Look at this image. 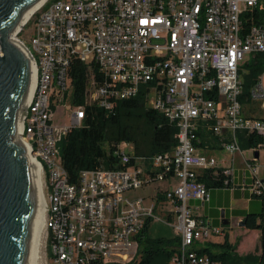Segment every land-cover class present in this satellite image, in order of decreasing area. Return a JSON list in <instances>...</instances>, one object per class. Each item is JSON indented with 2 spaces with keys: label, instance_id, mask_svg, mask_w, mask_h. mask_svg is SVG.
Here are the masks:
<instances>
[{
  "label": "built area",
  "instance_id": "2783aa9c",
  "mask_svg": "<svg viewBox=\"0 0 264 264\" xmlns=\"http://www.w3.org/2000/svg\"><path fill=\"white\" fill-rule=\"evenodd\" d=\"M257 9H264V0H46L32 14L30 46L18 40L34 60L36 84L18 135L39 165L46 264L130 261L146 224L159 218L145 198L127 194L170 177L177 184L164 198L173 206L179 237L170 263L222 264L198 252L222 228L195 216L189 202L209 201L198 170L218 165L199 152L201 131L232 157L243 156L241 139L250 136L260 139L249 149L250 161L264 151V24L248 27L243 18ZM256 54L262 71L244 94L246 57ZM73 60L88 66V104L111 110L142 92L147 107L176 126L175 146L152 156L149 171L143 159L130 164L131 152L121 151L129 145L122 143L120 168L83 170L76 184L69 183L58 143L81 125L84 106L66 105L70 121L64 125L53 123V110L72 88ZM246 165L253 177L248 190L264 201V165ZM222 172L229 185L232 168Z\"/></svg>",
  "mask_w": 264,
  "mask_h": 264
},
{
  "label": "trees",
  "instance_id": "16d2710c",
  "mask_svg": "<svg viewBox=\"0 0 264 264\" xmlns=\"http://www.w3.org/2000/svg\"><path fill=\"white\" fill-rule=\"evenodd\" d=\"M243 18L248 27L252 24H264V9H257L252 15L246 14ZM262 66L259 54L245 64L247 70L243 75L244 94L261 73ZM92 72L95 81L99 83L101 77L96 68H92ZM68 74L72 84V105L84 106L81 125L71 128L58 143L69 183L76 184L83 170L120 168L121 153L118 150L122 143L131 146V165L137 159H143L150 165L152 156L168 152L175 146L176 126L159 112L147 107L142 92L134 98L117 101L111 110H105L95 103H87L89 71L86 64L73 60ZM259 142L258 137L250 136L241 139L240 145L243 149H250L256 148ZM226 179L222 169L218 168L204 170L198 177L208 189L228 186L224 184ZM242 222L247 229L260 231L259 253L238 256L226 237L223 243L212 244L198 252L208 254L222 264H264V214H249ZM149 227L150 223H147L137 238V257L120 264H170L179 244V237L175 235L172 238L153 239L148 237Z\"/></svg>",
  "mask_w": 264,
  "mask_h": 264
},
{
  "label": "water",
  "instance_id": "95a60500",
  "mask_svg": "<svg viewBox=\"0 0 264 264\" xmlns=\"http://www.w3.org/2000/svg\"><path fill=\"white\" fill-rule=\"evenodd\" d=\"M41 1L0 0V264H36L43 222L39 165L29 154L30 144L16 134L36 68L28 50L10 38Z\"/></svg>",
  "mask_w": 264,
  "mask_h": 264
},
{
  "label": "crops",
  "instance_id": "0c3cea01",
  "mask_svg": "<svg viewBox=\"0 0 264 264\" xmlns=\"http://www.w3.org/2000/svg\"><path fill=\"white\" fill-rule=\"evenodd\" d=\"M199 139L200 143H198L197 146L202 155L213 157L211 151L214 149H220L218 146V140L208 132L201 131ZM241 149L243 151V156L235 154L233 157H224L220 164L218 163L217 165L218 169L232 168L233 173L229 179V185L225 187L209 188L210 199L208 202L203 204L200 200H191L189 205L195 216H200L206 219L214 227L223 228V236L226 237L228 242L232 245L233 252L239 256H244L247 254L259 253L260 231L256 229H247L242 221L249 214H264V202L253 197L248 190V186L252 183L253 177L251 170L248 169L246 163H251L252 166L260 168L264 164L263 162L260 163V153L255 155L256 161L253 163L250 161L252 153L250 157H245V152L250 150L243 149L242 147ZM140 165H142L145 170L150 167V165L145 162H140ZM198 172L201 174L203 171L198 170ZM260 173H263L261 169ZM176 184L177 180L172 177L165 181L151 184L154 185L153 193L150 196L152 201L151 205L154 206L155 214L159 220L165 224L172 222L175 213L173 206L164 198V193L167 190L172 189ZM234 228L239 229L235 236L236 240L231 242L229 240L228 230H233ZM239 236L241 238L238 240ZM207 243L212 245L221 244L223 242L211 243L207 240L204 243L199 244V248L209 247L206 246Z\"/></svg>",
  "mask_w": 264,
  "mask_h": 264
},
{
  "label": "rangeland",
  "instance_id": "374dc122",
  "mask_svg": "<svg viewBox=\"0 0 264 264\" xmlns=\"http://www.w3.org/2000/svg\"><path fill=\"white\" fill-rule=\"evenodd\" d=\"M23 31L19 32L16 34L17 38L21 41L24 42L26 46H30V37L33 32V24L26 23L24 25ZM251 56H247V60H251ZM244 70L246 71V67L244 65ZM241 79L244 81V76L243 74L241 75ZM87 102L90 103L91 101L87 99ZM68 104H72V88H69L67 97L62 103H58L57 106H55L53 110V123L58 124V125H64L69 123V111L65 109V106ZM23 108V106H22ZM121 151L123 152H131V146L128 147H121ZM211 155L217 160V162L220 164L221 160L224 157H229L230 155L228 153H225L224 151L220 149H214L211 151ZM251 156V151H246L245 152V157H250ZM264 164V151H260V163ZM154 190V185H150L146 188L142 189H137L134 191H131L130 193L127 194L129 197H144L145 198V203L147 205H151V194L153 193ZM220 215V211H219ZM174 224H176V215L174 214V217L172 219L171 224H165L161 220H155L151 223L149 229H148V237L150 238H172L175 237L176 230L174 228ZM239 228H234L233 230L230 229L228 230L229 234V240L231 242L236 240V234ZM223 230V228H222ZM241 237H238V240ZM211 243H220L225 240V237L222 235H216V236H211L208 239ZM206 246H211V244L207 243ZM47 250H48V240H47V233L46 230L43 229L42 232V238H41V246H40V252H39V264H46L48 262V257H47ZM138 249H136L135 256L137 254ZM237 255V254H236ZM135 256L132 258L134 259ZM239 256V255H238ZM137 257V256H136Z\"/></svg>",
  "mask_w": 264,
  "mask_h": 264
},
{
  "label": "bare ground",
  "instance_id": "6f19581e",
  "mask_svg": "<svg viewBox=\"0 0 264 264\" xmlns=\"http://www.w3.org/2000/svg\"><path fill=\"white\" fill-rule=\"evenodd\" d=\"M46 0H42L29 14L28 16L21 22V24L17 27V29L15 30V32L12 34H10V38H14L16 39L17 41L18 38L16 36V34L19 32V30L22 29V27L28 22V20L30 19V17L32 16V14L45 2ZM23 106V104H22ZM17 135L19 133H16ZM19 137V135H18ZM20 138V137H19ZM21 139V138H20ZM44 210V209H43ZM43 210H42V215H43ZM44 221V220H43ZM43 229H44V224L42 222V225L40 227V231H39V235H38V241H37V249H36V264H39V259H40V256H39V252H40V246H41V238H42V232H43Z\"/></svg>",
  "mask_w": 264,
  "mask_h": 264
}]
</instances>
